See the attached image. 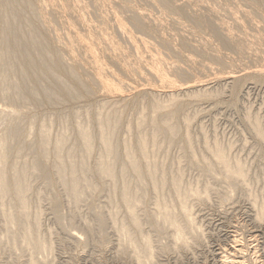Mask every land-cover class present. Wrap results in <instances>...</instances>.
I'll return each mask as SVG.
<instances>
[{
	"label": "rangeland",
	"instance_id": "rangeland-1",
	"mask_svg": "<svg viewBox=\"0 0 264 264\" xmlns=\"http://www.w3.org/2000/svg\"><path fill=\"white\" fill-rule=\"evenodd\" d=\"M46 1L31 0V6L35 10L34 4L38 5L39 3L44 5L45 3L43 4V2ZM89 1L91 0L79 1L80 4L81 2L85 4V6L81 4L85 9L86 3L90 4L87 5L88 8L86 10L83 8V12L86 14L81 12L82 8L80 10L79 4V7L77 8L76 5V8L80 13L74 8V11L71 12L72 17H70L71 15L69 17L64 16L65 19L70 18L71 20H69L72 21V19L75 18L73 14L77 16L78 14L76 15V13H79V15L82 14L84 17L86 15L87 18L84 19H88L87 21L90 19V22L92 24L94 22L96 27H100L101 25V27L105 29L111 22L109 20L108 23L104 22L107 21V18H105L106 20L102 19V21L104 20L102 23L100 20L103 15L101 16V14L105 16L107 14L109 15L113 7L115 10L119 7L118 13H120L122 20L124 18L123 23L126 22V20L128 21V23L126 22L127 24H123L128 34H131L133 37L145 39L150 46L140 50L137 49L139 50L138 52L116 32V29H109L110 34H112L110 35L112 42L114 45H118V52H116V56L119 54L117 57L120 62H118L124 65L128 64V67L131 65V68H139L142 67L141 65L144 62L145 55H150L153 62L158 66L159 71L161 72L162 70L163 72L164 70L165 72H163V74H166L168 77L166 78L170 79L173 85L174 83L178 84L177 87L176 84L174 85L176 91L172 88L174 87L173 85L168 86L166 83L165 85L164 82V88H166H163L161 82V87L157 84L158 88H160L158 89L156 83L151 81H145L144 83L140 81L137 76L136 78V74L133 73L125 74L124 76L119 70L120 64L118 62L109 61L108 58L105 57L103 60V56L100 53L101 51H105V49L101 47L100 50V48L95 47V51L98 50V53L96 52L97 56L100 54L98 56L99 58L101 57L100 60L103 61L104 64L106 61H109L106 66L108 65L109 68L113 70L115 68L114 72H118L121 78L123 75V80L126 83L130 82V85L132 84L131 87L133 89L130 87L123 89L124 92H120L122 97L125 96V99H106L104 94L102 95L94 85L91 88L89 87L92 86V84H88V82H91L89 81L90 73L80 69V74L83 78L81 79L88 85L82 82L83 85L86 86L81 87L78 91V95L74 98L66 96L64 90L56 92L55 99L53 98L49 101L48 99L45 100L41 95L35 98H22V96L14 95L10 88L12 91L11 95H14L12 96L13 102H10L12 98H10V94L7 92L11 91L4 89V81L7 80L8 75L6 74L4 76L3 74L5 68V63L3 64V62L7 60L1 57L0 64H2L0 66V73L2 75L0 74V85L2 87L0 86V137H6L7 139L5 152L10 157L9 160V157L6 155L11 162V166L15 163L14 166L17 167L16 169L24 166L27 170L28 174L25 180L28 191L24 193L25 210H23V208L21 212L18 205L21 206L22 202H18L14 199L15 197H13L12 194L10 195L9 193L0 201V264H138L133 251L136 252L138 250V254L145 256L143 253L144 241H141L142 238H147L151 241L149 247L151 256L146 258L144 264H235V261L238 259L241 261L243 260L241 264H264V222L260 224L256 221L255 215L257 213L253 205H251L253 202L257 203L255 209L258 208V205H261L260 207L264 205V10L259 0H224L226 5L228 4L229 6H224L223 0H214L216 5L210 3L209 1L211 0H208V2L206 0L204 5L203 3L205 0L195 1L199 6L203 5L204 7L209 3L210 8L206 6L208 10L206 8L204 9L203 6V8L198 7L194 1L191 3L192 0L189 1L191 5L187 4L189 2L186 3V0L185 2H183L184 0H170L174 3L173 6L175 5V7L180 8L179 11H182L181 13L168 12L160 6H156L151 0H128L127 5L130 8L131 6L133 7L131 8L132 11L148 10L146 12L150 13L151 20L145 19L144 21L146 26L150 29L148 32L145 30H138L130 23L128 19L132 11L130 9H126V11L124 7L119 4L121 0H112V5L115 2L112 7H107L109 5L103 3V7L100 6L102 9L98 8L102 12L105 11V6L107 7L106 11L109 10L108 8H110V10L108 11L109 13L105 11L104 13L100 12L101 14L98 8L96 9L97 6L94 4L95 0ZM129 1H131V3ZM148 1L150 4H148ZM175 2L179 6H177ZM49 3L50 2L46 4L47 6H44L45 9L46 7H50L48 6ZM182 3H185L184 5L186 7L187 5L190 6L191 9L189 10L188 7L186 8ZM222 5L225 8H223ZM182 6L186 9L182 8ZM194 6L200 8V11ZM121 7L122 9H120ZM215 7L217 10L220 9L224 15L220 13L221 11H215ZM227 7H229V10ZM1 8L2 7H0V9ZM3 8L4 9L0 10V15L6 14V17L3 15L0 16V19L3 17L7 19L10 18L7 16V13L11 11V8L4 6ZM211 8L214 10L212 15L215 13L217 17L215 15V18L212 15L208 16L211 14ZM16 9L21 16V21L18 26V34H20V37L16 34V37L14 36L16 40L18 38L23 39L26 36L28 37L33 26L37 30H41L39 28L41 27L40 20H37L40 19L41 16L39 18L35 16L36 12L33 11V9L22 5H17ZM183 9L186 10V14H182L184 12ZM240 9H242V11H240ZM49 10V8L46 10L42 9V12L44 11L46 13L45 15L42 14V16H47L48 18L44 17V19L47 18L46 20L49 21L51 25L53 23L54 26H51V29L45 31L49 33L55 27L54 32L56 30L61 33L62 31L65 32L66 29L63 28L64 26H62L61 23L60 25L59 23L57 24L56 17ZM87 10H89V12ZM120 10L121 12H119ZM205 10L210 13L206 12L205 15ZM86 11L90 15H88ZM194 11L203 12L204 14H202L205 17L207 16L208 19L207 17H202L201 13H199L200 15L197 18L198 15L196 16ZM243 11L245 14L242 13ZM162 12H166V15L165 13L163 15ZM229 12L234 16L230 15ZM236 12L238 14H235ZM122 14L126 16L124 17ZM154 14L163 17L157 18ZM192 14L195 15H193L194 18H192ZM220 14L223 15L221 18ZM225 14L228 15V20ZM232 17H237V20L239 17L237 24L235 23L237 22L236 19L234 18L233 20ZM155 18L158 19L155 20L156 22L154 21ZM244 18L245 20L252 19V21L257 24H253L251 20L250 22L252 23L246 22ZM42 19L43 17L41 20ZM220 19L224 22L227 21L226 23L230 22L231 25L229 23V26L227 24L225 25ZM160 20L162 23L164 21V23H160L158 27H156L153 22L158 23ZM176 20H178V22ZM212 20H214V22ZM216 20L222 24H218ZM240 20L241 22L245 21L249 28L245 23L243 24L242 22L241 24ZM170 21L173 22L171 23ZM97 23H99V25ZM173 23H177L178 26ZM223 24L228 31L224 28L226 30V32H224L225 30L222 29ZM171 25H174V27ZM219 25H222L220 26L222 29L220 35L216 34L220 31ZM61 26L62 30H58ZM217 27L219 28L217 29L218 31L216 30ZM244 27H246L247 30H245ZM253 27L257 28L254 29ZM108 28H111V24L107 29ZM230 29L234 34H232L231 31V34H228ZM238 31L239 34L241 31H244V33L246 31L249 32L248 35H251L250 37L246 32V35L249 37L248 42H245L247 41V37L244 38L245 40L241 37L246 35L243 32L239 35ZM262 31L263 33H260ZM28 32L30 33L28 34ZM51 32L53 33V31ZM191 32H194V34H191ZM48 33L43 34L41 31L42 36L48 35L46 42L53 44V42H51L53 38L50 37ZM223 33H225L224 36L222 35ZM231 35L236 36L230 38ZM179 36L181 38H179ZM193 36L195 37L194 40L192 39ZM199 36H201L200 39L197 38ZM235 37H237V39ZM11 38L14 39L13 37ZM227 38L228 41L229 39L232 40V38L233 40L235 39L232 41L234 43L229 41V44ZM3 39L6 40L4 36L1 38L0 35L1 44H6L8 42L9 45L15 41L12 42L10 39V42L7 40L6 42ZM181 39L183 40L181 41ZM207 39L208 49L207 47L204 49L200 44L202 42L201 45H203V41L207 42ZM238 39L244 40V43L242 42L243 45L242 43L239 45L240 41ZM188 40L190 41L188 42ZM236 40H238V43ZM252 41L254 42L253 46L252 43L249 44ZM258 41L261 46L258 44ZM170 42H174L173 44L175 45ZM205 42L204 47L206 46ZM235 42L237 44H235ZM1 44L0 49L3 48V44ZM196 44L203 49V52ZM240 46L242 47L240 48ZM250 48L257 50L253 51ZM236 49L241 52H243L244 49L245 53L249 50L250 53L244 55V53H239ZM60 51L61 50L58 51V56L60 57L61 53V56L65 57L62 51ZM251 51L255 53L254 56ZM142 53L144 57L141 56ZM257 54L261 56L257 57ZM243 56L245 58H243ZM126 57L128 58L126 59ZM2 58H4V60ZM188 58H192L191 60L195 64L190 62ZM188 61L194 65L191 64L192 66H190V63H187ZM67 62L69 63V60L66 58L64 60L65 66L69 65ZM20 64L22 65V59L16 58L13 64V66L15 65L14 78L16 80L21 79V75L18 73V70H20L18 68H21L19 67ZM176 64L177 66H175ZM199 64L201 67L204 64L206 66L210 65L211 67L208 66L206 69L203 66L200 68L201 70L198 68L196 69L195 66L199 67ZM34 66L37 65L34 64ZM165 66L169 68H165ZM236 66H238V68ZM260 66L263 72L262 70H258ZM232 67L233 69L236 67V71H240V67L243 69L245 68V71H243V69L241 70L243 72L241 73L242 76H238L239 71L233 72L234 74L237 73V77L235 80L229 82L217 80L220 79L218 76L223 77L224 74V76L228 75V71L229 74H232ZM204 68L206 72L203 70ZM209 68H214L215 72H212V70L208 72ZM254 68L257 70L254 71ZM247 69H252L251 71H253L254 76H252L253 73L250 70L247 72ZM202 71L205 72L204 75H209V73L214 74L211 76L205 75V77ZM258 71L262 72V74ZM256 72L257 76L255 75ZM36 73L34 78L42 79L40 82L43 84L42 86L44 88H53V82L51 80L44 81L43 73L39 71ZM220 73H223V75H220ZM128 77L130 78L129 82ZM138 79L140 86L137 81ZM204 79L210 83L204 82ZM200 81L201 84L202 82L207 83L208 87H205L207 85L203 87L204 84L196 85V83ZM135 82L137 83L136 87V84H134ZM150 83H152L150 85L151 88L147 87ZM32 84L33 81L29 82L28 87H30V85L32 86ZM142 84L145 85L142 86ZM179 84L182 87L179 86ZM137 87L143 88L142 90L144 91L149 89L152 91L154 90V94L145 93L142 90L140 91V88L137 89ZM180 87L182 91L179 89ZM135 88L138 92H135ZM200 88H203V90ZM129 89L130 91L132 90L133 94L128 92ZM167 90L168 94L172 92V97L167 95ZM95 92L98 94L96 93L95 95ZM126 92L131 94L129 95L127 93L126 95ZM6 95L7 97L9 96V101L5 97ZM15 99L18 102L15 101ZM34 99L36 100L34 101ZM155 106H158L159 110H156ZM107 112L111 114V116L113 114L112 117L114 120L112 123H115L113 127V142L116 146L118 155L122 156L125 148L128 147L132 155L140 159L138 139L141 137L148 141L149 149L146 159L147 161L153 162L155 166L157 165L156 168L158 173L156 171L155 175L157 174L156 177L158 176V178L161 179L156 180L163 181V184L158 185V189L154 188L150 178L144 179L143 184L145 187L143 185V187L140 188V184L137 183L135 175L133 176L130 170L125 171V175H121V170H119L121 165L120 162L116 163V161H110L114 169V178L104 177L96 171L97 164L101 160L100 155L102 150L101 144L98 141L99 128L97 120L103 117V115H105L104 113L107 114ZM151 120L155 121L157 125H160L162 122L171 123L176 126V132L172 135L161 133L156 137V144L152 146L150 141ZM82 127L92 134V151L90 155H83V151L81 150L82 147H80L78 128ZM40 128L46 130L49 136V147L47 146L45 151L40 149ZM9 129H12L14 132H10ZM15 131L18 132L16 133ZM8 132L11 135V137L9 135V138ZM11 133L16 134L12 136ZM61 135L65 137L62 155L65 161L68 162V166L63 170V177H61L56 170V151L53 144L56 139L62 137ZM72 148H74V153H72L73 155L71 154L68 160V158H66V151ZM219 149L224 153L231 167H234V164L237 163L242 167V177H230L221 169L222 167L220 168L217 166L218 164H216V161L212 157V151H217ZM81 157H83L82 163H80ZM123 158H125L124 155ZM73 161L74 163L79 161V167H84L83 170H79L77 174H75L79 186V194L77 196H74L73 192L71 193L72 186H70L69 183V178L71 177L69 165ZM78 163L75 164L78 166ZM8 174L10 173L8 172ZM174 181L180 183V191L177 193L172 188L174 186L172 182ZM125 183L128 185L127 187H129L130 193H134L137 197L134 196V198L139 200H134L137 203H133V212L134 215L136 214L139 227H141L140 232H135L134 228L131 227V219L129 218L130 214L127 213V205L119 199L120 190ZM135 192L139 193L136 194ZM195 192L196 194L199 193L196 195L194 194ZM157 200L164 201H161V203L168 204L173 212L176 211L177 225L181 226L184 231V242H176L173 237L172 228L163 223L162 217H160L161 215L159 216L160 213L157 211L159 208H157V206L155 207V203H158ZM182 201H184L183 204L186 206L187 211H189L188 218L192 220L191 225L186 223L182 212H179V202ZM3 203L4 205L1 206ZM12 204L13 206L15 205L13 212ZM15 211H17V214ZM8 213L12 215V218L10 219V217L7 216V222L6 215H9ZM13 216H15V220ZM158 220L162 222H157ZM26 226H29L28 229L32 231L31 237L34 233L35 238L32 237V239L34 238L36 242L38 240L36 246L27 242L28 235H26V231H24ZM121 228L124 229L125 232L127 231V233H123ZM129 235L135 238H130ZM127 236L131 240L134 239L133 243L131 242L132 245L128 242L130 239ZM135 246L137 247L135 248ZM232 247H236L235 252ZM241 250H243V252ZM230 255H232L233 258H230ZM228 257L230 259H228ZM236 257L239 258L237 259Z\"/></svg>",
	"mask_w": 264,
	"mask_h": 264
},
{
	"label": "bare ground",
	"instance_id": "bare-ground-1",
	"mask_svg": "<svg viewBox=\"0 0 264 264\" xmlns=\"http://www.w3.org/2000/svg\"><path fill=\"white\" fill-rule=\"evenodd\" d=\"M43 1V0H42ZM44 1H46V0H44ZM79 1H81V0H79ZM79 1H77V0H48V1H46V2H43V4L44 5H41V4H39L38 3V5L36 4H34V6H35V10L32 8V2H31V0H0V7H2L0 10H2V9H4L3 8V6L4 7H10L11 8V11L9 12V13H7V16H9L10 18H4V17H6V14H3L4 15V17L3 18H1L0 19V35H1V38H3V36H4V38H6V40L7 41H9L10 42V39L12 40V44L10 43L9 45H8V42L6 41V40H4V41H6L7 43L6 44H1V42H0V44L2 45V47L3 48H1L0 49V58L1 57H4L5 58V60H7V61H2L3 62V64L5 63V68H4V70H3V74H4V76L7 74L8 75V78H7V80L6 81H4L5 82V90H9V91H11V89H12V91H13V93H14V95H18V96H22V98L23 97H32V98H35L36 96H42L45 100H47L48 99V101L49 100H52L54 97H55V95H56V92H58V91H60V90H64V92H65V95L66 96H70V97H72V98H74L76 95H78V91H79V89L81 88V87H83V86H86V85H88V84H92V86H89L90 88L91 87H93V85L98 89V91H100L101 93H102V95L104 94V97H106V99H116L117 100V98L118 99H120V98H124V97H122L121 96V91H123L124 92V90L123 89H127V88H130L131 87V85L129 84L130 82V78L128 79V82L129 83H126L124 80H123V77L125 76V74H131V73H133V74H136L135 75V77L137 76L139 79H140V81H143L144 83H145V81H151V82H153V83H156V86H157V84H159L160 86L159 87H161V85L163 84V82H164V84L166 83L168 86H171V85H173V83L170 81V79H167L168 77H167V75L166 74H163V72H165L164 70H163V72H162V70H161V72L159 71V68H158V66L155 64V62H153V60H152V57L150 56V55H145V58H144V62H143V64L141 65L142 67H139L140 66V64H139V68H131V65H130V67H128L129 65L127 64V65H124L123 63H119L120 61L118 60V57L117 56H119V54L116 56V52H118V45L116 46V45H114V43L112 42V39H111V37H110V35H112V34H110V31H109V29H116V32L119 34V35H121L124 39H125V41H127L128 43H129V45L132 47V48H134V49H136V51H138L139 52V50L140 49H144L145 47H149L150 45H148L147 44V41H145V39H143V38H141V37H133V36H131V34L129 35L128 34V32L126 31V29L123 27V24H127L128 23V21L126 20V22H124L123 23V20H124V18H123V20L121 19V17H120V13H118V8H117V10H115V9H113L112 8V10H114V11H112V10H110V8H108L109 10H110V13L108 12V11H106V8L107 7H112V6H114V3H113V5L111 4V2H112V0H95L94 1V4L97 6H95L96 7V9L99 7L100 9H102L101 7H103V3L105 4V5H109V6H105L104 8V10L106 11V12H108L109 13V15L107 14L106 16L104 15V14H101L100 12H102L99 8H98V11H99V13L101 14V16L103 15V17H101L100 16V14H99V16L101 17V20L100 21H102V19H105V18H107V21H104V22H106V23H108V20L111 22H109L110 24H111V28H108L107 29V27L108 26H110V24H108L107 25V27L104 29V28H102L101 27V25H100V27L99 26H97L96 27V25H94V22H93V24L90 22V19H89V21H87L86 19H84V18H87L86 17V15H85V17L84 16H82V14L81 15H79V10L77 9L79 6ZM85 1V0H84ZM92 1V0H91ZM91 1H89V2H91ZM141 1V0H140ZM143 1V0H142ZM147 1V0H146ZM151 1H153V3L157 6H160V7H162L164 10H166V11H168V12H182V11H179L180 10V8H177V7H175V5L173 6V2H171L170 0H151ZM183 1V0H182ZM189 1H191V0H186V3L187 2H189ZM193 1L195 2L196 0H192L191 1V3H193ZM212 1V0H211ZM211 1H209L210 3H214V0L211 2ZM218 1V0H217ZM228 1V0H227ZM233 1V0H232ZM37 2V1H36ZM48 2H50L49 4H48V6H50V7H48L50 10L49 11H51V13L56 17V19H57V24L59 23V25H60V23L62 24V26H64L63 28L64 29H66V31L64 32V31H62V33L60 32V31H58L57 32V30L54 32V28H53V30H51V31H53V33L50 31V30H48V31H50L49 33L47 32V31H45V30H47V29H51V26H54L53 25V23H52V25H51V23L49 22V21H47L46 19L48 18L47 16H42V14H46L44 11V13L42 12V9H44V10H46V9H48L47 7H46V9H45V5L48 3ZM88 2V1H87ZM130 3H131V1H129ZM139 2V1H138ZM183 2H185V0L183 1ZM196 2H198V1H196ZM195 2V3H196ZM205 2H206V0L204 1V3H203V5L205 4ZM207 2H208V0H207ZM216 2V1H215ZM231 2V1H230ZM259 2H260V4L262 5V9L264 10V0H259ZM42 3V2H41ZM86 3V2H85ZM172 3V4H171ZM191 3L189 2V3H187V4H190L191 5ZM222 3V2H221ZM223 3L225 4L224 6H227L226 5V3H225V1L223 0ZM228 3V2H227ZM81 4H82V2H81ZM81 4H80V10H81V8H82V11L81 12H83L84 10H83V6H85V4L83 3L82 5L83 6H81ZM98 4V5H97ZM110 4H111V6H110ZM119 4H121L122 5V7H124V9L126 10V9H130L131 10V8H133L132 6H131V8L127 5L128 4V0H121V2L119 1ZM132 4H133V2H132ZM148 4H150L149 3V1H148ZM175 4H176V2H175ZM183 5L185 4V3H182ZM207 4V3H206ZM215 5H216V3H214ZM219 4H220V2H219ZM17 5H22V6H25V7H27V8H31V9H33V11H35L36 12V15L35 16H37L38 18L40 17V19H37V20H40L39 22H40V24H41V27H39L41 30H37L34 26H33V24H32V30H31V33L30 32H28V34H29V36L27 37H24L23 39H19L18 37V39L16 40V34H18L19 33V31H18V26H19V24H20V21H21V16H20V13L17 11V9H16V6ZM76 5H77V8H76ZM87 5H90V4H87L86 3V9L88 8L87 7ZM177 5V4H176ZM196 5L198 6V7H202V6H199L197 3H196ZM201 5V4H200ZM232 5V4H231ZM47 6V5H46ZM92 6H93V8H94V5L92 4ZM101 6V7H100ZM148 6V5H147ZM152 6V5H151ZM177 6H179V5H177ZM181 6V5H180ZM185 6V5H184ZM192 6H193V4H192ZM206 6H208L209 8H210V6H209V3L207 4V5H205V7H204V9L206 8ZM217 6H218V4H217ZM216 6V7H217ZM229 6V5H228ZM234 6V5H233ZM44 7V8H43ZM122 7L120 8V9H122ZM186 7V6H185ZM185 7H183L182 6V8H185ZM187 7H188V9L190 10L191 9V7L190 6H188L187 5ZM186 7V8H187ZM194 7H196V6H194ZM198 7H196V8H198ZM202 7V8H203ZM213 7H214V5H213ZM216 7H215V11L217 10L216 9ZM222 7H223V5H222ZM231 7V6H230ZM74 8H76L77 10V12H79V13H76V15L77 16H75V14H73L74 16L73 17H75V18H73L72 19V21H70L71 19L70 18H68V19H65V17L64 16H70V17H72V14H71V12L72 11H74ZM116 8V7H115ZM182 8H181V10H182ZM185 8V9H186ZM195 8V9H196ZM223 8H225V7H223ZM228 8V10H229V7H227ZM233 8V7H232ZM85 9V8H84ZM85 9V10H86ZM135 9V8H134ZM194 9V8H193ZM192 9V10H193ZM199 9V11H200V8H198ZM198 9H197V11H198ZM207 10H208V8H206ZM212 9V8H211ZM210 9V10H211ZM92 10V9H91ZM124 10V11H125ZM129 10V11H130ZM184 10V9H183ZM207 10H205V15H206V12H208V13H210L209 11H207ZM213 10V9H212ZM211 10V14L210 15H208V13H207V15L208 16H211L213 13L212 12H214V10L212 11ZM234 10H235V7H234ZM244 10V9H243ZM48 11V10H47ZM46 11V12H47ZM88 12H89V10H87ZM86 11V12H87ZM104 11V12H105ZM123 11V10H122ZM127 11V10H126ZM132 11V10H131ZM146 11H148V10H146ZM146 11H139V10H134V11H132V14L129 16V19L128 20H130V23L134 26V27H136L138 30H141V31H147L148 32V30H150L147 26H146V24H145V19L146 20H151V18H150V13H148V12H146ZM186 10H184V12L182 13V14H186V12H185ZM195 12L194 14L197 16V18L199 17V13H201V12ZM220 12L221 10L219 9V10H217V12ZM223 11H225V10H223ZM231 11V10H230ZM240 11H242V9H240ZM246 11V10H245ZM88 12H87V14H88ZM91 12V11H90ZM104 12H102V13H104ZM119 12H121V10L119 11ZM192 12V11H191ZM228 12V11H227ZM232 12V11H231ZM73 13H75V12H73ZM124 13V12H123ZM163 13V12H162ZM165 13V15H166V12H164ZM164 13H163V15H164ZM198 13V14H197ZM203 13V12H202ZM201 13V14H202ZM203 13V14H204ZM220 13H222L223 14V12L221 11ZM225 13V12H224ZM240 13V12H239ZM242 13H244L245 14V12L243 11ZM52 14H50V15H52ZM83 14H86L85 12H83ZM92 14V13H91ZM96 14V13H95ZM94 14V15H95ZM97 14V15H98ZM129 14V13H128ZM175 14H177V13H175ZM194 14H192V18H194ZM201 15L202 17L204 16V15ZM217 14H219V13H217ZM229 14L230 15H233V14H231L230 12H229ZM235 14H238L237 12L235 13ZM243 14V15H244ZM3 15H0V16H3ZM48 15H49V13H48ZM52 15V16H53ZM88 15H90V14H88ZM122 15H124V14H122ZM126 15H127V13H126ZM126 15H124V17L126 16ZM157 14H154V16H156ZM194 15V16H193ZM214 15L217 17V15L214 13ZM214 15H212L213 17H214ZM221 15V14H220ZM224 15V14H223ZM223 15H221L220 16V18L223 16ZM246 15L248 16V14L246 13ZM93 16V15H92ZM225 16H227V20H228V15H226L225 14ZM234 16V15H233ZM43 17V19L41 20V18ZM44 17H47L46 19H44ZM97 17V16H96ZM128 17V16H127ZM157 18H161V17H163V16H156ZM205 17V16H204ZM207 17V16H206ZM205 17V18H206ZM213 17H211V18H213ZM89 18V17H88ZM91 18V17H90ZM157 18H155L154 19V21L157 19ZM215 18V17H214ZM213 18V19H214ZM219 18V17H218ZM217 18V19H218ZM231 18V17H230ZM234 18L235 17H232V19L234 20ZM242 18V17H241ZM240 18V19H241ZM249 18H250V14H249ZM70 19V20H69ZM97 19V18H96ZM207 19H208V17H207ZM223 19V18H222ZM232 19H231V22H232ZM236 19V21L237 22H235L236 24L238 23V20H239V17H238V20H237V17L235 18ZM247 19V18H246ZM252 19H253V17H252ZM252 19H250L251 21H252ZM59 20V21H58ZM106 20V19H105ZM158 20V19H157ZM163 20V19H162ZM166 20H168V19H166ZM172 20V19H171ZM215 20V19H214ZM214 20H212L213 22H214ZM219 20V19H218ZM218 20H216L217 22H218ZM221 20V19H220ZM224 20V19H223ZM242 20V19H241ZM241 20H240V22H241ZM244 20H245V18H244ZM250 20H245L246 22H250ZM255 20V19H254ZM93 21V20H92ZM103 21H102V23H103ZM122 21V22H121ZM174 21V20H173ZM173 21H170L171 23L173 22ZM177 22H178V20H176ZM222 21V20H221ZM245 21H242L243 22V24L245 23V25H246V22ZM99 22V21H98ZM156 22V21H155ZM155 22H153L154 24H155V26L156 27H158V25L161 23V24H163L164 23V21H163V23H162V21L160 20V22H158V23H155ZM167 22V21H166ZM166 22H165V24H166ZM225 25L227 24L228 25V23L230 24V22H228V23H226V22H224V21H222ZM239 22V23H240ZM242 22H241V24H242ZM253 22V21H252ZM252 22H250V23H252ZM256 22V21H255ZM32 23V22H31ZM100 23V22H99ZM99 23H97L98 25H99ZM101 23V24H102ZM168 23V22H167ZM181 23V22H180ZM212 23V22H211ZM234 23V22H233ZM96 24V23H95ZM174 24V23H173ZM214 24H216V25H218V24H222L221 22L219 23L218 22V24L217 23H214ZM223 24V26L222 25H219L218 27L220 28V26H222V29H224V28H226V26ZM253 24H257V23H254L253 22ZM252 24V25H253ZM103 25V24H102ZM105 25V24H104ZM174 25H177V23L176 24H174ZM174 25H171V26H173L174 27ZM182 25H183V23H182ZM215 25V26H216ZM231 25V24H230ZM238 25H240V24H238ZM258 25H260V24H258ZM39 26V25H38ZM62 26L60 27V28H58V30L60 29V30H62L61 28H62ZM126 26V25H125ZM178 26V25H177ZM180 26V25H179ZM185 26V25H184ZM225 26V27H224ZM229 26V25H228ZM227 26V27H228ZM233 26V25H232ZM236 26V25H235ZM234 26V27H235ZM247 27H248V25H246ZM249 26H250V24H249ZM254 26V25H253ZM99 27V28H98ZM167 27V26H166ZM165 27V28H166ZM216 28V30L217 29H219V28ZM240 27V26H239ZM238 27V28H239ZM251 27V26H250ZM33 28H35V29H33ZM163 28H164V25H163ZM168 28V27H167ZM172 28V27H171ZM230 28V27H229ZM249 28V27H248ZM252 28V27H251ZM254 29H256L255 27H253ZM259 28V27H258ZM261 28V27H260ZM31 29V28H30ZM221 28H220V31H218L219 33H216V34H219L220 35V32L222 33V30ZM227 29V28H226ZM240 29H242V28H240ZM244 29L245 30H247V28L246 27H244ZM243 29V30H244ZM109 31V35H108V31ZM173 30V29H172ZM225 30V29H224ZM223 30V31H224ZM244 30V31H245ZM41 31L43 32V34L44 33H48L49 34V36L50 37H52L50 40H51V42H53V44H51V43H48V42H46V38L48 37V35L46 36V35H44V36H42V34H41ZM156 31V30H155ZM217 31H213V32H217ZM227 31H228V29H227ZM230 31H231V29L229 30V32H228V34L230 33ZM244 31H241V32H243L244 33ZM252 31V30H251ZM254 31V30H253ZM174 32V31H173ZM181 32V31H180ZM224 32H226V30L224 31ZM241 32H240V34H241ZM247 32V35H248V31H246ZM246 32L244 33L245 35H246ZM52 33V34H51ZM112 33V32H111ZM172 33V32H171ZM178 33V32H177ZM181 33H183V32H181ZM185 33H188V32H185ZM231 33H232V31H231ZM230 33V34H231ZM242 33V34H243ZM260 33H263V31L262 32H260ZM51 34V35H50ZM173 34V33H172ZM171 34V35H172ZM191 34H194V32L192 33L191 32ZM215 34V35H216ZM224 34L225 33H223L222 35L224 36ZM229 34V35H230ZM232 34H234V33H232ZM238 34H239V31H238ZM239 34V35H240ZM257 34V33H256ZM174 35V34H173ZM197 35V34H196ZM226 35H227V33H226ZM237 35V34H236ZM236 35H233V36H236ZM241 36V37H243V39L245 38V37H247V41H245V42H248V40H249V37L251 36ZM15 36V37H14ZM18 36L20 37V34H18ZM181 36V35H180ZM179 36V38H181ZM184 36H186V35H184ZM195 36V35H194ZM193 36V40H194V38L196 37H194ZM232 35L230 36V38L231 37H233ZM253 36V35H252ZM260 36V35H259ZM11 37H13L14 39H12ZM176 37H177V35H176ZM200 37L201 36H199V37H197L198 39H200ZM227 37V36H226ZM240 37V38H241ZM171 38V37H170ZM182 38L184 39V37L182 36ZM191 38V37H190ZM189 38V39H190ZM204 38V37H203ZM228 38H229V36H228ZM228 38H227V41H228ZM234 38V37H233ZM233 38H232V40H230L229 39V41H234L233 40ZM236 39H237V37H235ZM239 38V39H240ZM257 38V37H256ZM261 38V37H260ZM183 39H181V41L183 40ZM191 39V41L193 42V40ZM202 39V38H201ZM226 39V38H225ZM238 39V40H239ZM252 39V38H251ZM263 39V38H262ZM261 39V40H262ZM180 40V39H179ZM187 40V39H186ZM197 40V39H196ZM206 40V39H205ZM210 40V39H209ZM238 40H236V42L238 41ZM245 40V39H244ZM244 40H239L240 41V44L239 45H241V43L244 41ZM258 40V39H257ZM264 40V39H263ZM1 41V40H0ZM190 40H188V42H189ZM228 41V43L230 44V42ZM253 41H254V38H253ZM250 42L249 44H251L252 43V46H253V44H254V42ZM195 42V41H194ZM197 42H200V41H197ZM204 42L205 41H203V45H201L202 44V42H201V44L200 43H198V44H200V46L202 47V48H206L207 47V43H208V39H207V42H205V47H204ZM210 42V41H209ZM235 42V44H237ZM263 42V41H262ZM171 43V42H170ZM174 43V42H173ZM173 43H171V44H173ZM196 43V42H195ZM227 43V44H228ZM232 43H234V42H232ZM244 43V42H243ZM243 43H242V45H243ZM118 44V43H117ZM198 44H196L197 46H198ZM248 44V43H247ZM258 44H259V41H258ZM264 44V43H263ZM173 45H175V44H173ZM185 45V44H184ZM190 45V44H189ZM193 45V44H192ZM239 45H238V47H239ZM260 45V44H259ZM141 46V47H140ZM188 46V45H187ZM200 46H198L199 47V49L201 48ZM210 46V45H209ZM234 46V45H233ZM251 46V47H252ZM261 46V45H260ZM95 47H97V48H100V50H101V47H103L104 49H105V51H101V53L100 54H102V56H103V60H104V57L105 58H108V60L109 61H114V62H118L120 65V71L124 74V76L122 75V78L120 77L121 75H119L118 74V72H114V70H115V68H114V70L113 69H111V68H109V66L107 67L106 66V64H108V62L106 61V63L104 64L103 63V61H101L100 60V58L97 56V54H96V52L98 51H95L96 49H95ZM170 47V46H169ZM175 47V46H174ZM190 47H191V45H190ZM193 47H194V45H193ZM211 47V46H210ZM236 47V46H235ZM242 46H240V48H241ZM250 47V46H249ZM171 48V47H170ZM172 48H173V46H172ZM201 48V50H202V52H203V49ZM212 48V47H211ZM214 48V47H213ZM253 48V47H252ZM252 48H250V49H252ZM256 48V47H255ZM137 49H139V50H137ZM198 49V48H197ZM207 49H208V47H207ZM239 49V48H238ZM260 49V48H259ZM59 50H61L62 51V54L69 60V65L68 66H65L66 64H64V60L66 59L65 57H62L61 56V51L59 52L60 53V57H62L63 58V60H62V58H60L59 56H58V51ZM215 50V49H214ZM237 50V49H236ZM241 50V49H240ZM253 51H256L255 49H252ZM199 51V50H198ZM207 51V50H206ZM210 51H211V49H210ZM217 51V50H216ZM237 51H239V50H237ZM245 50L243 49V52H241V51H239V53L241 52V53H244V55H246L247 53H250V51L248 50V51H246L247 53H245L244 52ZM260 51V50H259ZM119 52H121V51H119ZM236 52V51H235ZM258 52V51H257ZM261 52V51H260ZM98 53V52H97ZM207 53H208V51H207ZM251 53H253L252 51H251ZM259 53V52H258ZM262 53V52H261ZM136 54H138V53H136ZM217 54V53H216ZM216 54H214V55H216ZM219 54V53H218ZM138 55H140V54H138ZM240 55V54H239ZM242 55V54H241ZM255 55V53H253V56ZM121 56V55H120ZM141 56L142 57H144V55H143V53L141 54ZM140 56V57H141ZM209 56V55H208ZM217 56H219V55H217ZM259 56H261V55H259ZM258 56V54H257V57H259ZM184 57V56H183ZM214 57H216V56H214ZM247 57V56H246ZM4 58H2L3 60H4ZM16 58H20V59H22V65L20 64V66L19 67H21V68H18V69H20V70H18V73H20L19 75H21V79H15L14 78V76H15V72H14V67H15V65L13 66V64L15 63V61H16ZM65 58V59H64ZM121 58V57H120ZM128 57H126V59H127ZM212 58V57H211ZM221 58V57H220ZM243 58H245L244 56H243ZM249 58V57H248ZM252 58V57H251ZM189 59V61L190 62H193L190 58H188ZM214 59H216V58H214ZM106 60V59H105ZM193 60H195V59H193ZM252 60V59H251ZM134 61V60H133ZM187 62V63H190V62ZM14 62V63H13ZM105 62V61H104ZM121 62H122V59H121ZM127 62V61H126ZM166 62V61H165ZM179 62V61H178ZM251 62V61H250ZM127 63H129V62H127ZM132 63V62H131ZM130 63V64H131ZM137 63V62H136ZM170 63V62H169ZM184 63H185V61H184ZM194 63V62H193ZM2 64V63H1ZM1 64H0V66H1ZM34 64H36L37 66H34ZM123 64V65H122ZM192 63H190V66H192V65H194V64H192ZM205 64H206V62H205ZM203 65L205 68L207 67L208 68V66H210V65ZM209 64V63H208ZM134 65H135V62H134ZM166 65V64H165ZM171 65H172V63H171ZM186 66H188L187 64H185ZM111 66V65H110ZM170 66V65H169ZM175 66H177V64L175 65ZM180 66V65H179ZM202 66V67H203ZM163 67V66H162ZM161 67V68H162ZM173 67V66H172ZM171 67V68H172ZM194 67V66H193ZM192 67V68H193ZM196 67V69L198 68V69H200V68H202L201 67V65L199 64V67H197V66H195ZM211 67V66H210ZM237 68H238V66H236ZM235 67V68H236ZM255 67V66H254ZM165 68H169L168 66L166 67L165 66ZM182 68V67H181ZM188 68V67H187ZM205 68L203 69L205 72H206V70H205ZM206 68V69H207ZM234 68V69H235ZM264 68V67H263ZM80 69L81 70H86L87 72H89L90 73V79H89V81H91V82H88V84H86V82H85V84L86 85H83V78H82V75L80 74ZM163 69V68H162ZM176 69H177V67H176ZM179 69V68H178ZM214 69V68H213ZM213 69H211V68H209L208 69V72H209V70H212V72H215V69H214V71H213ZM231 69H233V67L231 68ZM234 69L233 70H231L232 71V74L230 75L229 74V71H228V75H226V76H224L223 75V73H220V75L222 74L223 75V77L221 76V77H219L218 76V78H220V79H217L216 78V76H217V73H216V76H215V78L217 79V80H223V81H232V80H235L236 79V77H237V73H233V72H237V71H239V70H237L236 71V69H235V71H234ZM240 69L242 70L243 68H241L240 67ZM245 69V68H244ZM243 69V71H245ZM169 70V69H168ZM171 70V69H170ZM180 70V69H179ZM184 70V69H183ZM201 70V69H200ZM239 71L238 72V76H240L241 75V73H243L242 71ZM248 70H250V69H247V72H249ZM252 70V69H251ZM250 70V71H251ZM257 69L256 68H254V71H256ZM258 70H262L261 69V66H260V68L258 69ZM41 72V73H43V78H44V81H49V80H51L52 82H53V88H51V89H49L48 87H46V88H44L42 85V83L40 82L42 79H35L34 78V75H36L37 73L36 72ZM86 71H84V72H86ZM176 71V70H175ZM186 71V70H185ZM260 71H258V72H260ZM203 72V71H202ZM205 72H203L202 74H203V76H205V75H207V74H205L204 75V73ZM207 72V73H208ZM252 73H253V71H251ZM262 72H263V70H262ZM262 72H260L261 74H262ZM1 74V73H0ZM214 73H209V75L211 76V75H213ZM2 75V74H1ZM80 75H81V77H80ZM209 75H207V76H209ZM219 75V74H218ZM245 75V74H244ZM247 75V74H246ZM256 76H257V72H256V74H255ZM258 75H260V74H258ZM4 76H3V78H4ZM89 76V75H88ZM134 76V75H133ZM202 76V75H201ZM242 76V75H241ZM250 76H251V74H250ZM252 76H254V73H253V75ZM264 76V75H263ZM136 77V78H137ZM167 77V78H166ZM206 77V76H205ZM260 77V76H259ZM82 78V79H81ZM132 78V77H131ZM208 78V77H207ZM244 78V77H243ZM139 79L137 80L138 81V84H139V86H140V83H139ZM210 79V78H209ZM238 79V78H237ZM241 79V78H240ZM125 80H126V78H125ZM205 80V79H204ZM203 80V81H204ZM214 80V79H213ZM31 81H33V84H32V86L30 85V87H28V83L29 82H31ZM132 81H133V79H132ZM136 81V80H135ZM83 82V83H82ZM161 82H162V84H161ZM204 82H207L206 80L204 81ZM204 82H202V84H204L203 85V87L205 86V85H207V83H204ZM235 82V81H234ZM2 83V82H1ZM132 83V82H131ZM142 83V82H141ZM210 83V82H209ZM208 83V84H209ZM134 84H136L135 85V87L137 86V83L135 82ZM134 84H133V87H134ZM147 84V83H146ZM152 83H150V84H148L149 86H147V87H149V88H151L150 87V85H151ZM164 84H163V88H164ZM165 84V85H166ZM176 83H174V85H175ZM199 84H201V81L199 82V83H196V85H199ZM201 84V85H202ZM143 85H145V84H142V86ZM173 85V86H174ZM177 85L178 84H176V87H177ZM194 85V84H193ZM193 85H191V86H193ZM1 86V85H0ZM141 86V87H142ZM156 86H154V87H156ZM179 86H181L180 84H179ZM178 86V87H179ZM2 87V86H1ZM0 87V88H1ZM9 89H8V88ZM145 87V86H144ZM146 87V88H147ZM182 87V86H181ZM181 87L179 88L180 90H181ZM202 87V86H201ZM205 87H208V85L207 86H205ZM11 88V89H10ZM132 88V87H131ZM140 87H137V89H139ZM148 88V89H149ZM152 88H153V86H152ZM157 88H158V86H157ZM166 88V87H165ZM164 88V89H165ZM170 88V87H169ZM168 88V89H169ZM173 89L175 88V86L174 87H172ZM194 88V87H193ZM196 88V87H195ZM95 89V88H94ZM133 89V88H132ZM143 89V88H142ZM141 88L139 89L140 91L142 90ZM158 89H160V88H158ZM172 89V90H173ZM178 89V90H179ZM189 89V88H188ZM192 89V88H191ZM198 89V88H197ZM200 89H202L203 90V88H200ZM156 90V89H155ZM175 90V89H174ZM177 90V91H178ZM183 90H185V89H183ZM186 90H187V88H186ZM205 90V89H204ZM2 91V90H1ZM12 91L11 92H7V93H9L10 94V98H12V96H14L13 94L11 95V93H12ZM93 91V90H92ZM140 91H139V94H140ZM142 91H144V90H142ZM147 91V92H146ZM146 91H144L145 93H152V94H154V90L152 91L151 89H149V90H146ZM149 91V92H148ZM157 91V90H156ZM162 91H163V89H162ZM176 91V90H175ZM174 91V92H175ZM182 91V90H181ZM181 91H178V92H181ZM128 92H131L132 93V90L130 91V89H129V91ZM128 92H126V95H127V93ZM133 92H134V90H133ZM135 92H138V91H136V88H135ZM143 92V93H144ZM159 92V91H158ZM165 92V91H164ZM167 92V95L169 96V97H172V92H170V90H169V92H170V94H168V90L166 91ZM5 93H6V91H5ZM96 93L97 92H95V95H96ZM100 93V94H101ZM130 93V94H131ZM144 93V94H145ZM156 93V92H155ZM4 94V93H3ZM98 94V93H97ZM129 94V93H128ZM129 94V95H130ZM133 94V93H132ZM141 94H142V92H141ZM158 94V93H157ZM101 95V96H102ZM124 95V94H123ZM205 96V95H204ZM6 98H7V100L9 99L8 97H7V95L5 96ZM41 97V98H42ZM107 97H110V98H107ZM111 97H113V98H111ZM2 98V97H1ZM20 98V97H19ZM43 99V100H44ZM55 99V98H54ZM105 99V100H106ZM125 99V98H124ZM6 100V101H7ZM27 100V99H26ZM29 100V99H28ZM33 100V99H32ZM36 99H34V101H35ZM104 100V99H103ZM102 100V101H103ZM2 101V100H1ZM9 101V100H8ZM7 101V102H8ZM13 102V98H12V100H10V102ZM15 101H17L16 99H15ZM14 101V102H15ZM19 101H20V99H19ZM107 101H109V100H107ZM112 101V100H111ZM115 101V100H114ZM124 101V100H123ZM6 102V103H7ZM18 102V101H17ZM16 102V103H17ZM23 102V101H22ZM28 102V101H27ZM4 103V102H3ZM101 103V102H100ZM104 103V102H103ZM107 103V102H106ZM9 104H11V103H9ZM109 104H110V102H109ZM12 105V104H11ZM103 106H105V105H103ZM8 108H10V107H8ZM11 109V108H10ZM155 109L156 110H159V107L158 106H155ZM9 110V109H8ZM11 112V111H10ZM111 113H112V111H111ZM105 115H103V117H101V118H99V120H97V124H98V128H99V133H98V141H99V143L101 144V155H100V157H101V160L99 161V163L97 164V167H96V171H98L102 176H107L108 178H114V169L112 168V165H111V163H110V161H116V163H121V165H120V169L119 170H121V175H125V171H128V170H130L132 173H133V176L135 175V177H136V180H137V183L138 184H140L139 185V187L140 188H142L143 187V180L144 179H148V178H150L151 180H152V184H153V186H154V188H157L158 189V185L160 184H163L162 182L163 181H157L156 179H161V178H158V176L156 177V175H155V172L157 171V168H156V166H155V164L153 163V162H150V161H147V152H148V141H146V139H143V138H139L138 139V151H139V154H140V159L139 158H137L136 156H134V155H132V153H131V151H130V149L127 147V148H125V150H124V152H123V155L125 156V158H123V155L122 156H120V155H118V153H117V149H116V146L114 145V142H113V132H114V126H115V123H112V121L114 120V118L112 117L113 116V114H112V116H111V114H108V112H107V114L106 113H104ZM113 118V119H112ZM31 121V120H30ZM33 123H34V121H33ZM151 132H150V141H151V145L153 146V145H155L156 144V137L158 136V135H160L161 133H165V134H174L175 132H176V126H174L173 124H171V123H165V122H162L160 125H157L156 124V122L155 121H153V120H151ZM32 125V124H31ZM34 125H35V123H34ZM33 125V126H34ZM9 128V127H8ZM7 128V129H8ZM83 128V127H82ZM82 128H78L79 129V131H78V135H79V138H80V147H82L81 148V150L83 151V155H90V152L92 151V143H91V133H89L88 131H87V129L85 130L84 128L82 129ZM28 129H30V128H28ZM10 130V132L12 131V132H14L13 130H14V128H13V130L12 129H9ZM9 130H7V131H9ZM20 130V129H19ZM40 130V132H39V135H40V138H39V144H40V149L42 150V151H45L46 149H47V146H48V144H49V136H48V132L46 131V130H44L43 128H40L39 129ZM16 132V131H15ZM18 132V131H17ZM16 132V133H17ZM23 132V131H22ZM22 132H20V133H22ZM16 133H14V134H16ZM12 134V136L14 135L13 133H11ZM9 135H10V133L8 132V138H9ZM19 135H21V134H19ZM18 136V135H17ZM62 137L60 138H58V139H56L55 141H54V147H55V151H56V156H55V158H56V170H57V172L60 174V176L61 177H63V170H64V168L66 167V166H68V162L67 161H65V158H63V155H62V150H63V148H64V143H65V137H63V135H61ZM10 137H11V135H10ZM12 140V139H11ZM12 142V141H11ZM6 143H7V139H6V137H0V201H2L1 199L2 198H4V197H6V195H8L9 193H10V195L12 194L13 195V197H15L14 199H16L18 202H22V205L20 206V205H18L19 206V208H20V212H21V209H23V210H25V199H24V193L26 192V191H28V188H27V184H26V176H27V170L25 169V167L23 166V167H21V168H19V169H16L17 167H15L14 165H15V163L11 166V162L9 161L10 160V157L8 156V154L5 152L6 150V147H7V145H6ZM18 144V143H17ZM51 144H52V142H51ZM50 144V145H51ZM52 146V145H51ZM18 147V146H17ZM49 147V146H48ZM73 149L74 148H72V149H69V150H67L66 151V158H68V160L70 159V156H71V154L72 153H74L73 152ZM76 149V148H75ZM215 151V150H214ZM212 151L213 152V154H212V157H213V159L216 161V164H218L217 166L218 167H222L221 169L222 170H224L225 172H226V174L228 175V176H230V177H236V178H240V177H242V167H240V165L237 163V164H234V167L232 168L230 165L231 164H229V162H228V159H226V156L224 155V153L219 149V150H217V151ZM9 157V160H8V158H7V156ZM73 155V154H72ZM82 161H83V157H81V159H80V163H82ZM79 162V161H78ZM78 162H75V163H78ZM74 163V161L72 162V163H70V165H69V168H70V172H71V177L69 178V183H70V186H72V190H71V193L73 192V194H74V196H77L78 194H79V186H78V181L76 180V178H75V174H77V171H79V170H83L84 169V167H79V163H78V166L76 165ZM206 164V163H205ZM17 166V165H16ZM79 167V168H77V167ZM114 168H115V166H114ZM145 169V170H144ZM55 170V171H56ZM92 170V169H91ZM90 171V170H89ZM147 171V172H146ZM8 172L11 174H8ZM157 173H158V171H157ZM172 183H174L173 185V189H174V191L177 193L178 191H180L179 190V184L180 183H178L177 181H174V182H172ZM128 185L125 183L124 184V186H123V188L120 190V194H119V199H121L124 203H126V207H127V213H129L128 215H129V218L131 219V227H133L134 228V230H135V232H140V228L141 227H139V222H138V220H137V217H136V214L134 215V212H133V210H134V208H133V203L135 202L134 200H136L135 198H134V196H135V194L133 195V194H131L130 192L131 191H129V187H127ZM144 187H145V185H144ZM139 190V189H138ZM135 191H137V190H135ZM133 192V191H132ZM197 192V191H196ZM196 192L194 193V194H196ZM136 193V192H135ZM139 192H137L136 194H138ZM143 193V192H142ZM199 193V192H198ZM197 193V194H198ZM141 194V193H140ZM196 194V195H197ZM184 195V194H183ZM193 195V194H192ZM138 196V195H137ZM11 197V196H10ZM12 197V198H13ZM136 197V196H135ZM137 198V197H136ZM162 199V198H161ZM13 200V199H12ZM182 200V199H181ZM185 200V199H184ZM11 201V200H10ZM136 201H139L138 199L136 200ZM158 201V200H157ZM162 201V200H161ZM161 201L159 200L158 201V203L156 204L155 203V207L157 206V208H159L157 211L160 213L159 214V216L160 217H162L161 219H162V221H163V223H165L167 226H170L171 228H172V230H173V237H174V240L176 241V242H184V236H183V234H184V231H183V228L181 227V226H179V225H177V219H176V214H175V212H173V210H172V208L168 205V204H162L161 203ZM13 202V201H12ZM11 202V203H12ZM162 202H164V201H162ZM183 202L184 201H182V202H179L180 203V211L179 212H182V215H183V217L185 218V220H186V223L188 224V225H191V223H192V220L190 219V218H188V214H189V211H187V209H186V206L183 204ZM137 202H135V204H136ZM166 203V202H165ZM257 203H254L253 202V204H251V205H253V207H254V210L256 211V215H255V219H256V221L258 222V223H260L261 224V222H264L263 221V218H264V209H263V207H264V205H262V207H260L259 205H258V208L257 209H255L256 208V205ZM4 205V203L1 205V206H3ZM138 205V204H137ZM137 205H134V206H137ZM12 206H13V204H12ZM15 206V205H14ZM14 206H13V208H12V212H13V210H14ZM174 206V205H173ZM18 208V209H19ZM156 208V209H157ZM175 208V207H174ZM253 209V208H252ZM175 210V209H174ZM179 210V209H178ZM257 210H258V212H257ZM18 211V210H17ZM17 211H15V213L17 212ZM11 212V211H10ZM9 212V213H10ZM12 212H11V214H12ZM19 212V211H18ZM19 212V213H20ZM8 213V214H9ZM25 213V212H24ZM11 214H9V215H6V219H7V222H8V218H7V216L8 217H10V219L12 218V215ZM17 214V213H16ZM181 214V213H180ZM21 215V214H20ZM19 215V216H20ZM178 215V214H177ZM25 216V215H24ZM15 216H13V218H14ZM21 217V216H20ZM160 217H159V219H160ZM187 218H188V220H187ZM253 218H254V216H253ZM14 220H15V218H14ZM13 220V221H14ZM162 221H157V222H162ZM10 223H12V222H10ZM253 224V223H252ZM122 226V225H121ZM264 226V225H263ZM28 227L29 226H26V229L24 230V231H26V235H28V241L27 242H29L31 245H34V246H36V244H37V242H38V240H37V238H36V240H37V242L34 240V233L32 234L33 236L32 237H34L33 239H32V237H31V233H32V231H30V229H28ZM30 228H32V227H30ZM124 228V227H123ZM122 229V228H121ZM32 230V229H31ZM122 231H123V233H127V231L125 232V230L124 229H122ZM252 231V230H251ZM228 233V232H227ZM137 234V233H136ZM24 236H25V233H24ZM125 237H126V235H125ZM128 237V236H127ZM129 237L130 238H135V237H131L130 235H129ZM128 237V238H129ZM129 238V239H130ZM246 238V237H245ZM25 240V239H24ZM134 240V239H133ZM133 240H131L130 239V241L128 240V242L131 244V242L133 243ZM144 241V255L145 256H142L141 254H138L137 253V251L135 252V251H133L134 253H135V259H136V262L138 263V264H144L145 263V260H146V258L147 257H150L151 255H150V253H149V247H150V245H151V241H149L147 238H142L141 239V241ZM230 241V240H229ZM243 241V240H242ZM135 243V242H134ZM244 243H245V241H244ZM132 245V244H131ZM135 245H137V244H135ZM236 245V244H235ZM237 245H239V244H237ZM245 245H246V243H245ZM230 246V245H229ZM256 246V245H255ZM263 246V245H262ZM137 246H135V248H136ZM238 247V246H237ZM253 247V246H252ZM133 248V247H132ZM233 248V247H232ZM241 248V247H240ZM222 249V248H221ZM254 249V248H253ZM228 250V249H227ZM246 250V249H245ZM263 250V249H262ZM222 251V250H221ZM226 251V250H225ZM233 251L235 252L236 251V247H234L233 248ZM232 251V252H233ZM238 251H239V249H238ZM242 252H243V250H241ZM230 253V252H229ZM239 253V252H238ZM232 254V253H231ZM242 254V253H241ZM246 255V254H245ZM254 255V254H253ZM235 256H237V255H235ZM239 256V255H238ZM255 256V255H254ZM239 257H241V256H239ZM238 257V258H239ZM258 257V256H257ZM230 258H233L232 257V255H230ZM229 257H228V259H230ZM235 258V257H234ZM237 258V257H236ZM237 258V259H238ZM254 258V257H253ZM224 259V258H223ZM227 259V258H226ZM245 260V259H244ZM218 261V260H217ZM227 261V260H226ZM231 261V260H230ZM224 262V261H223ZM241 262H243V260L241 261L240 259H238L237 261H235V264H241ZM262 262V261H261ZM228 263V262H227ZM232 263H233V260H232ZM253 263V262H252ZM217 264V263H216ZM229 264V263H228ZM249 264V263H248ZM262 264V263H261Z\"/></svg>",
	"mask_w": 264,
	"mask_h": 264
}]
</instances>
